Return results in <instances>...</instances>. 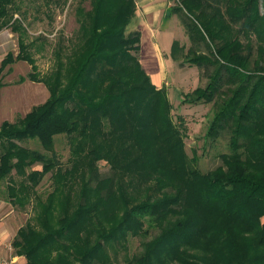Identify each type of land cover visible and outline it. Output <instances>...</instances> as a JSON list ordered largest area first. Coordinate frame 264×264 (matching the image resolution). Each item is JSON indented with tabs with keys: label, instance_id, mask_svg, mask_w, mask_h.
I'll use <instances>...</instances> for the list:
<instances>
[{
	"label": "trees",
	"instance_id": "16d2710c",
	"mask_svg": "<svg viewBox=\"0 0 264 264\" xmlns=\"http://www.w3.org/2000/svg\"><path fill=\"white\" fill-rule=\"evenodd\" d=\"M16 1L0 0V31L11 27L19 44L0 65V89L6 66L26 61L31 72L17 82L28 77L50 92L23 117L0 125V181L10 179L8 195L22 206L36 197L34 217L13 240L26 264H115L112 250L125 252L124 264H264L261 1L180 0L169 13H184L193 42L185 50L174 40L172 58L207 77L182 103H213L207 138L229 132L231 152L208 172L186 150L188 125L183 116L174 119L166 86L152 81L137 54L141 32L128 31L137 0H76V32L59 43L57 66L43 76L29 50L27 11ZM20 12L23 18L15 17ZM57 135L71 144L66 167L55 151ZM26 138L53 155L17 142ZM102 160L110 175H102ZM37 163L42 168L31 169ZM48 173L52 190L41 199L36 188ZM13 174L25 179L20 189ZM151 229L159 232L130 255L129 238Z\"/></svg>",
	"mask_w": 264,
	"mask_h": 264
},
{
	"label": "rangeland",
	"instance_id": "374dc122",
	"mask_svg": "<svg viewBox=\"0 0 264 264\" xmlns=\"http://www.w3.org/2000/svg\"><path fill=\"white\" fill-rule=\"evenodd\" d=\"M55 1V0H53ZM67 2L50 3L47 5L34 0H17L16 2L21 5V10L27 11L25 16L22 17V13H17L15 17L23 18L25 24L29 25L28 42L33 41L30 47L32 56L37 60V65L41 76L49 73L53 68H56V55L55 51L58 49L60 42L68 44V37H73L74 32L78 27L75 16L76 0H66ZM171 3L170 10L173 7H177L180 4V0H169ZM261 9L264 13L262 0ZM42 8H40V7ZM160 20V17H158ZM157 19V20H158ZM186 19L183 12H177L172 14L171 19H162L150 22L147 19H136L128 28V31L138 29L141 32V49L137 53L140 57L142 65L146 71L150 74L152 81L156 84V81L161 77L159 86L165 85L168 90L169 98L174 106L173 116L178 121L179 116H183L188 125V133L185 138L186 150L190 157L196 152L198 155V163L196 166L202 172H208L214 170L217 166L222 165L221 153H230L229 147V132H223L221 137L217 140L206 137V131L209 122L213 118L214 106L213 103H201L197 105L183 104V96L199 86H205L207 83L206 74L202 73L197 66L184 64L181 65L179 60H174L171 56V43L173 40H180L188 50L193 42L189 38L186 32V26L184 23ZM9 31L6 28L0 33V57L3 56L8 50L13 51L15 54L19 52L18 33L12 32L9 35ZM64 37V38H63ZM6 38V39H1ZM240 38L243 42L247 39L244 34H240ZM71 40H75V37ZM255 41V38H254ZM157 44V45H156ZM199 49L207 51L204 42H198ZM169 51V54H165L164 51ZM245 53H248L247 49H244ZM258 45L255 43L251 55L253 58L257 57ZM68 52H70L68 50ZM181 61V60H180ZM25 63V64H23ZM22 64V67L20 66ZM15 68V69H14ZM17 70V71H16ZM20 71V72H19ZM31 72V66L28 62H19L14 67L8 64L4 70L3 82L7 89L13 84H17L20 75H27ZM159 75V77H158ZM25 83H21L19 87H25ZM14 87V86H13ZM18 86L15 87L17 89ZM22 90V89H21ZM28 92V89L21 91V96L24 97ZM17 102V100H16ZM10 106H14L12 101H9ZM21 105V104H20ZM3 114L0 110V117H7L8 106L3 105ZM24 112H15L12 115L13 121L23 117ZM19 144L28 147L30 149L39 150L42 153H46L50 156L51 152H47L42 147L41 143L37 139L26 138L22 141H17ZM71 144L69 138L66 135H57L55 137V151L59 158L62 167L69 165V158L71 156ZM102 175H110L112 172L111 166L105 161L99 162ZM42 164L37 163L31 169H41ZM14 175V176H13ZM12 183L15 184L17 189L21 188V181L25 179L21 176L13 174ZM10 179H4L0 181V223L4 224L3 246L6 250H9L12 257L16 261V264L21 258L24 263L27 262L25 255H19L16 248L13 246V240L18 233V230L25 226L27 221L34 217L36 197L22 206L13 201L8 195V185ZM51 173H48L37 186V193L35 196L45 199L47 194L52 190ZM264 222V218H263ZM159 232L157 229H151L148 236L144 237H130L127 243V252L132 255L141 251L142 240L152 239ZM2 238V236H1ZM119 250V249H118ZM111 256L115 264H124L125 252L123 250H112ZM26 264V263H25Z\"/></svg>",
	"mask_w": 264,
	"mask_h": 264
},
{
	"label": "crops",
	"instance_id": "0c3cea01",
	"mask_svg": "<svg viewBox=\"0 0 264 264\" xmlns=\"http://www.w3.org/2000/svg\"><path fill=\"white\" fill-rule=\"evenodd\" d=\"M170 5H171V3L169 0H137L138 10H137L136 19H138V17H140V18L147 19L148 21L154 22V23L158 19V17H160V20L158 19L160 22L162 21V19H166V18L171 19L172 15L169 16L170 8H171ZM158 20H157V22H158ZM6 30L10 32L9 35L13 36L11 31L12 32H14V31L12 30L11 27H7ZM136 30H138V29H136ZM1 32H3V30L0 31V33ZM15 33H17V32H15ZM1 39H6V38H1ZM173 41H172V43H173ZM172 43H171V48H172ZM10 52H13V51L8 50V52H6L3 56L0 57V65L2 64L3 60L6 58L8 53H10ZM170 52H171V49H170ZM170 52L166 51V50L164 51V53L169 54V56H170ZM19 62H21V61H17L15 63H12L11 65L14 67V65L18 64ZM22 62H26V61H22ZM23 64H25V63H23ZM20 66L22 67V64H20ZM3 74H4V72H3ZM20 76H28V74L27 75H20ZM158 77H159V75H158ZM160 82H161V77H159L158 80L156 81V85L159 86ZM23 83L26 84L24 89H28V92L26 94L24 92V97L21 96V91H23L24 89L19 87L21 85V83L17 82V84L11 85L10 87H12V89H7V86H5V85L0 89V110H2V112H3V109H2V108H4L3 105H7L8 106L7 112L9 113V115L7 117H5V116L0 117V125L6 120L13 121L12 115L15 112H24V114H27L28 112L31 111V109L34 106L42 104L48 99L50 92H49L47 86L43 82L33 81L27 77L25 79V81L22 82V84ZM16 86H18L17 89H15ZM10 100L12 101V103H14L13 107L10 106V104H9ZM16 100H17V102H16ZM3 114H5V111L3 112ZM4 230H5L4 224L1 222L0 223V260L12 257V254L10 253V251L6 250L3 246V241H4L3 238L4 237H3L2 233L4 232ZM1 236H2V238H1ZM19 262H20V264L26 263V261L24 263V261L21 258L19 259V261L17 263H19Z\"/></svg>",
	"mask_w": 264,
	"mask_h": 264
},
{
	"label": "built area",
	"instance_id": "2783aa9c",
	"mask_svg": "<svg viewBox=\"0 0 264 264\" xmlns=\"http://www.w3.org/2000/svg\"><path fill=\"white\" fill-rule=\"evenodd\" d=\"M15 263L16 261L12 257L0 260V264H15Z\"/></svg>",
	"mask_w": 264,
	"mask_h": 264
}]
</instances>
